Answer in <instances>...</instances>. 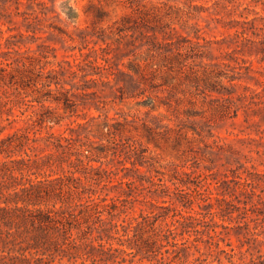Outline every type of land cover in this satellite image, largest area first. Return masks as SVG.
<instances>
[{
    "label": "rangeland",
    "instance_id": "rangeland-1",
    "mask_svg": "<svg viewBox=\"0 0 264 264\" xmlns=\"http://www.w3.org/2000/svg\"><path fill=\"white\" fill-rule=\"evenodd\" d=\"M41 1L45 13L34 32L25 31L19 15L12 16L9 23H0V126L4 127L0 139H6L3 148L11 158L24 155L15 147L16 138L27 130L30 136L36 131L40 140L34 153L64 151L66 155L60 166L45 174H72L75 180L70 189L83 190V198H88V213H81L80 220L83 214L93 216L95 211L103 220L110 218L109 211L116 214L112 221L118 224L148 215L154 231L159 232L172 220L174 206L195 216L210 211L215 214L212 220L207 215L206 223L194 221L203 233L188 228L183 235L189 240L198 237L188 244H197L199 251L192 247L188 258L175 264L199 263L203 258V263L213 264H264V73L260 72H264V60H259L260 54L250 55L246 48L242 52L235 36L236 31L249 26L245 20L264 16L263 3L236 0L225 7L217 0ZM145 11L150 13L149 23H169L192 41L185 46L194 44L198 53L194 62L188 59L189 64L196 63L198 87L190 81L180 82L177 66L168 68L176 62L169 63L170 59L147 52L146 47L136 49L120 64L127 72H131L129 60L140 69L146 65L143 72L152 75V84H163L150 87L146 83L143 93L124 94L120 99V92L110 86L111 77L108 85H101L99 75L88 74L85 79L96 80L85 82L79 71L74 78L65 72L58 76V84L44 85L54 73L50 70L60 69L58 63L66 65L63 60L79 56L80 36L95 40L92 32L99 27L111 35L117 25L140 23ZM255 30L258 35L247 30L251 38L264 36V30ZM92 45L89 41L88 47ZM244 66L251 70L246 73ZM205 67L212 73H204ZM229 78L234 79L230 82ZM92 91L97 94H90ZM228 93L230 101H223L222 96ZM50 133L70 139H50L46 145ZM127 142L144 150L138 152L142 162L137 164L138 171L122 169L119 160L124 159ZM4 156L0 155V160ZM76 157L94 168L73 166ZM130 180L134 181L132 190L122 182ZM244 180L252 183L251 197L239 193L238 181ZM195 184L211 198L203 202L188 197ZM219 197H225L230 205ZM145 226L138 232L143 237L154 232L150 225ZM95 235L93 231L85 241L96 245ZM111 242L119 246L118 241ZM62 263L66 264V259Z\"/></svg>",
    "mask_w": 264,
    "mask_h": 264
},
{
    "label": "trees",
    "instance_id": "trees-1",
    "mask_svg": "<svg viewBox=\"0 0 264 264\" xmlns=\"http://www.w3.org/2000/svg\"><path fill=\"white\" fill-rule=\"evenodd\" d=\"M25 1L0 0V23H9L12 21V16L19 15L25 22V31L34 32L41 20L40 16L45 13L43 10L45 3L41 0ZM260 1L264 5V0ZM217 2L223 3L226 7L228 6L226 3L234 5L232 3L236 0H217ZM21 7L24 9L21 10ZM254 12L258 14L257 10ZM149 15L150 13L145 11L140 23L135 20L133 24L117 25L111 35H106L102 27L97 30L93 29L92 35L97 37L95 40H87L85 35L80 36L83 44L79 47V56L74 57L72 61L63 60L66 65L58 63L60 69H51L50 71L54 73L48 76L49 80L44 85L49 86L52 81L58 84L60 79L58 76L65 72L74 78L79 71L81 72L80 77L85 82H95L96 80L95 78L85 79L88 74L99 75L98 80L101 85H108L111 77L113 84L110 86L120 92L118 95L120 99L124 94L134 96L143 93L146 83L150 87H158L163 84H157V86L152 84V75L149 77L147 73L143 72L146 70V65L140 69L141 66L139 67L129 60L128 68L131 72H127L120 68V64L123 58L133 55L136 49L146 47L147 52H157L163 58L170 59L169 63L176 62L175 65L172 63L168 68L177 66L176 71L180 76L178 79L180 82L190 81L195 87H198L200 79L198 70L194 69L196 63L194 65L188 63V59L192 58L194 62L193 56L198 55L194 44L187 46L188 49L185 53L181 52V49L187 48L185 43H192V41L169 23L160 21L157 24L149 23L151 22ZM256 21L261 25H257ZM244 22L249 26L235 32V36L240 41L242 52L243 48H246L250 55L260 54L259 60H264V36L254 39L248 35V31H251L250 35H258L255 29L264 30V16H254ZM19 35L23 36L24 33L19 32ZM159 35L161 40L158 38ZM107 39H110L111 43ZM5 40L8 39L5 38ZM89 41H93L94 45L88 47ZM96 44L98 46H95ZM82 49L87 50L83 52ZM188 50L192 53L188 54ZM244 67L246 73L251 70L250 66ZM203 71L210 74L213 70L208 71V68L205 67ZM233 79L229 78V81L231 82ZM216 91L220 93L218 90ZM229 93L226 97L222 96L223 101H230L232 96ZM90 94L96 95L97 92L92 91ZM238 97L240 98L242 95ZM3 129L4 127L0 126V133ZM50 139L68 142L70 138L50 133L45 138L46 145H50ZM39 140L36 131H33V135L30 136L27 130L16 138L15 144L17 150L24 155L11 158V155L8 154L9 151L3 148L6 139H0V155L5 154V159L0 160V264H63V259H66V264H175V261L184 262L190 255L189 250L192 247L199 251L197 244H188L191 241H198L199 238L189 240V237L183 238V235L189 232L188 228H191V231L196 234L203 233L202 229L196 227L197 224L194 221L198 224L206 223L207 215L212 220L215 214L210 211L196 212L200 216H195L189 213L184 214L174 206L171 209L172 220L165 224V227L159 232L154 231L153 222L148 221V215H143L141 220L137 217L123 219L125 223L118 224L112 221L116 214L109 211L110 218L103 220L99 214H96L98 211H95L93 216L91 213L87 217L83 214V220H80L81 213H88L89 204H87L88 198H83L85 193L83 190L73 192L70 189L69 184L75 180L73 175L61 174L52 177L51 173L45 174L47 169L52 172L54 167L60 166L66 160L64 151L61 153L46 152L39 156L38 153H34L39 148L37 144ZM119 140L116 139L114 142H119ZM123 147L125 149L123 151L124 159L119 160L122 169L138 171L137 164L142 163L139 160L141 157L138 152L144 150H140L135 143L129 142ZM31 152L34 153L33 156H31ZM85 156L88 158V155ZM125 161H129L131 166L125 165ZM71 163L73 166L82 165L94 168L89 164V161L84 162L80 157H76ZM183 172L187 174V172ZM122 182L132 190L134 181ZM238 182L240 194L245 197H251L249 195L254 194L251 182L246 180ZM160 186L166 188L163 183ZM197 187L195 184V187L190 189L186 195L191 198H199L203 202L211 198V196L204 195ZM218 200L230 205V201L225 197H219ZM204 205H210V203ZM84 208L86 209L83 210ZM90 217L93 218L90 219ZM146 224L150 225L149 228L154 232L143 237L138 232L144 229ZM74 228L78 229L75 234L71 232ZM93 231L96 233L93 238L96 245L85 241ZM177 236L183 240L178 241ZM113 240L118 241L119 246H112L111 241ZM214 246L222 251L217 242L214 243ZM138 255L139 257L136 258ZM198 259L196 258V260ZM205 260L206 258H203L201 262L194 264H213L203 263Z\"/></svg>",
    "mask_w": 264,
    "mask_h": 264
}]
</instances>
